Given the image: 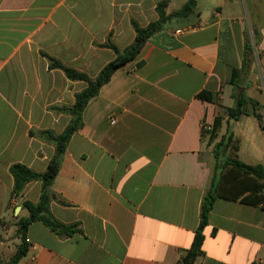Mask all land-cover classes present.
<instances>
[{
  "label": "crops",
  "instance_id": "obj_1",
  "mask_svg": "<svg viewBox=\"0 0 264 264\" xmlns=\"http://www.w3.org/2000/svg\"><path fill=\"white\" fill-rule=\"evenodd\" d=\"M162 1L171 14L188 0H0V264L9 263L3 250L13 237L20 240L22 203H37L42 191L34 181L13 200L10 168L47 169L55 146L38 133L62 134L71 116L52 108L74 105L87 87L51 70L43 53L95 78L116 58L102 45L130 46L132 21L156 22ZM254 32L262 68H251L250 88L264 111V0H198L194 14L168 21L117 70L86 106L52 186L53 216L81 232L60 237L31 224L19 264H178L200 225L216 162L211 148L228 120L211 146L203 125L213 126L219 105L235 106L232 72L242 68ZM205 92L211 101L198 97ZM230 125L225 157L264 167L259 120L242 116ZM204 235L195 264H264L260 207L217 199Z\"/></svg>",
  "mask_w": 264,
  "mask_h": 264
},
{
  "label": "trees",
  "instance_id": "obj_2",
  "mask_svg": "<svg viewBox=\"0 0 264 264\" xmlns=\"http://www.w3.org/2000/svg\"><path fill=\"white\" fill-rule=\"evenodd\" d=\"M197 1L188 0L180 10L171 14H167L166 11L168 2L162 1L157 6L159 19L156 22L142 27L136 21H132V26L136 33L134 42L123 50H120L110 40L102 45L111 49L115 53L116 58L106 65L95 78L66 66L60 60L43 53L49 61V68L51 70H62L69 80L85 82L87 87L76 95L74 105L52 108L54 111L71 116V121L62 134L57 135L53 131H41L38 133L40 137L55 146V155L50 160L47 169L43 173H39L23 164H14L10 168V173L14 179L13 200L19 198L26 186L34 181L41 183L42 191L40 200L37 203L30 201L22 203V207L27 211L28 215L27 217L20 218L16 224V236L20 239L21 243L8 264H19L27 255L29 245L26 235L28 227L33 223L40 222L44 224L60 237H71L81 232L78 223L68 225L57 220L51 212V203L55 199V194L52 191L53 182L60 171L61 163L71 138L83 127V112L86 106L99 94L101 88L110 82L113 74L132 62L139 55L148 40L161 31L168 21L174 18H187L194 14ZM259 43L260 39L256 32L253 33V39L247 37L243 66L241 69H234L232 72L230 85L235 89H240L245 78L249 76L254 62L255 51ZM258 56L260 58V55ZM198 97L205 101L212 100L207 92L200 94ZM233 98L235 99V106L230 108L219 105V110L223 112H219L216 116L212 130L210 132H203L204 138L208 135V146L213 145L218 138V131L222 126L224 118H227V131L213 148V155L216 160L213 169L214 175L202 203L200 225L190 249L180 258L178 264H195L196 258L203 255L204 229L208 225L209 214L217 199L240 201L264 210V167L261 165H247L232 157H225V152L232 142L233 133L230 122L238 121L242 116L252 115L259 120L261 128L264 130V117L261 113L262 105L260 102L246 96V94L233 95ZM31 134L35 135L33 132ZM4 226H6V223L0 220V227Z\"/></svg>",
  "mask_w": 264,
  "mask_h": 264
},
{
  "label": "rangeland",
  "instance_id": "obj_3",
  "mask_svg": "<svg viewBox=\"0 0 264 264\" xmlns=\"http://www.w3.org/2000/svg\"><path fill=\"white\" fill-rule=\"evenodd\" d=\"M251 31V30H250ZM254 67V69L256 70V73H258L261 68H262V62L257 54V51H255V56H254V62L252 65V68ZM250 75V74H249ZM248 77V76H247ZM247 77L245 78L244 82L241 84V88L240 89H234L232 90V94L233 95H239V94H246V96L260 102V104L262 103V98H261V94L258 92H254L253 90H251L250 88V83H251V79L253 78L252 76H249L248 79ZM258 86V85H257ZM256 90H259L258 87L256 88ZM229 91H227L226 94H228ZM228 97V96H227ZM223 111L220 110V113H222ZM261 112L264 115V111L261 109ZM206 141H208V135H206ZM214 147H212L211 149L213 150ZM211 150V151H212ZM20 240H16L13 237V241L9 244V246H7L3 251L6 252L5 254V260H7V262H10L11 260V256L14 254L15 250H16V246H18L20 244Z\"/></svg>",
  "mask_w": 264,
  "mask_h": 264
},
{
  "label": "built area",
  "instance_id": "obj_4",
  "mask_svg": "<svg viewBox=\"0 0 264 264\" xmlns=\"http://www.w3.org/2000/svg\"><path fill=\"white\" fill-rule=\"evenodd\" d=\"M211 130H212V127L203 125L204 132H210ZM256 264H261V263H256Z\"/></svg>",
  "mask_w": 264,
  "mask_h": 264
}]
</instances>
